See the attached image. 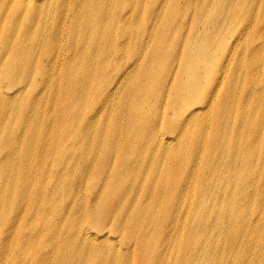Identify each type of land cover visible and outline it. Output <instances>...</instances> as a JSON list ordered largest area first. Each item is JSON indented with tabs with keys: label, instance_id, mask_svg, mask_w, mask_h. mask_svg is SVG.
<instances>
[{
	"label": "bare ground",
	"instance_id": "bare-ground-1",
	"mask_svg": "<svg viewBox=\"0 0 264 264\" xmlns=\"http://www.w3.org/2000/svg\"><path fill=\"white\" fill-rule=\"evenodd\" d=\"M1 19L15 264H264V0H0Z\"/></svg>",
	"mask_w": 264,
	"mask_h": 264
},
{
	"label": "rangeland",
	"instance_id": "rangeland-1",
	"mask_svg": "<svg viewBox=\"0 0 264 264\" xmlns=\"http://www.w3.org/2000/svg\"><path fill=\"white\" fill-rule=\"evenodd\" d=\"M40 1V2H45L46 0H37V2ZM44 7V5H43ZM73 12V10H72ZM8 21H4V20H0V29L5 32L6 31V25H7ZM28 25H29V22H27ZM28 27V26H27ZM27 27H23V31L22 32H27L29 28ZM66 38H64V41H65ZM67 40V45L69 46V42H70V39H66ZM27 55H29L31 57V59L33 60V62L36 61L37 59V55L35 52H32V48H31V52H27L26 53ZM42 63V62H40ZM45 69H47V67H44ZM58 71L60 70L59 67L56 68ZM34 76V72L29 76L28 78V82L30 83L31 81V78ZM5 77V78H3ZM10 79V76L8 74H6V76L4 75H1L0 74V89L2 88L4 91L7 92V95H12L8 92L10 91H13V90H6V84L8 83V80ZM39 82V81H38ZM24 87V86H21V88ZM14 95V94H13ZM34 95V94H32ZM21 105L24 107V105L21 103ZM17 124L15 123H11V127H15ZM52 125H53V122H52ZM13 127V128H14ZM23 128H25V126H23ZM9 148V147H8ZM8 150L7 149H4L3 150V153L4 155L6 154ZM53 154H54V151L50 152V151H42V150H39L38 153H36L35 155H37L36 157H34V159H40V161L38 162H34L32 163L30 166L31 167H35V168H38V167H41L42 166V162H41V159L42 161L45 163L46 167L48 170H50V172L53 174V167L49 164L50 162H53ZM5 159L8 161V162H11L13 163L14 165L18 166V162L15 161V158L14 156H6L5 155ZM49 159V161H48ZM30 184L32 186H37L38 185V182H34L33 180L30 181ZM62 200H64L62 198ZM20 213H19V216L17 217L16 219V223H17V226L13 228V232L10 234V237L8 238L7 241H10V247H3L2 248V240L7 237V232H5V229L6 228H10L9 224H10V219L9 220H6L4 222L1 223L0 225V264H15L16 261L14 259V255H17L18 253V250L19 249H26V246H23L21 247L19 245V242L17 241V236H15L14 234V229H18L19 232H26L25 230L27 229V224L23 222V219L26 215H28V210H27V207L25 208V210L23 208H21L20 210ZM12 229V228H11ZM19 260L22 261L21 257H19ZM26 261V260H25ZM29 261L31 262V259L29 258Z\"/></svg>",
	"mask_w": 264,
	"mask_h": 264
}]
</instances>
